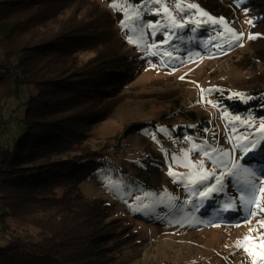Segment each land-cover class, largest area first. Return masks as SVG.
<instances>
[{"label": "trees", "instance_id": "obj_1", "mask_svg": "<svg viewBox=\"0 0 264 264\" xmlns=\"http://www.w3.org/2000/svg\"><path fill=\"white\" fill-rule=\"evenodd\" d=\"M224 1L227 14L220 13L219 0L212 9L201 4V10L227 24L234 22V12L240 13L248 35H255V42L264 39V0ZM66 3L75 12L86 10L79 21L75 13L65 22L59 19ZM114 3L124 8H114ZM146 6V0H0V264H130L122 248V239L128 233L131 237L125 233L128 227H121L111 207L85 195L83 188L91 186L125 137L158 127L177 139L197 137L205 131L204 121L193 111L180 110L169 116L183 113L190 125L166 124L163 115L129 124L116 144L93 145L92 132L111 117L143 72L162 70L150 47L204 58L237 45L231 33L201 23L165 29L162 16ZM155 23L157 27H148ZM115 36L120 38L116 49L104 50ZM253 52L264 68V50ZM213 101L224 112V128L240 163L264 176V87L241 96L218 93ZM252 142L257 148L245 156L243 146ZM237 180L247 187H236V195L247 199L250 182L257 187L258 179L226 183L236 185ZM131 213L145 219L134 209ZM217 213L222 218L210 223L224 221L226 215L232 221L242 218L221 207Z\"/></svg>", "mask_w": 264, "mask_h": 264}, {"label": "rangeland", "instance_id": "obj_2", "mask_svg": "<svg viewBox=\"0 0 264 264\" xmlns=\"http://www.w3.org/2000/svg\"><path fill=\"white\" fill-rule=\"evenodd\" d=\"M219 1L223 6L220 13L227 14L228 4L224 0ZM146 2V11L157 12L163 17L161 21L165 29L175 30L180 28V24L201 23L226 34L227 28L232 25L231 28L236 30L235 27H238L243 36L240 41L233 39L237 42L234 49L220 50L219 54L204 58H195L191 52L181 55L172 51L162 53L150 47L149 52L156 53L155 61L162 64V70L143 72L131 84V90L123 96L111 117L93 130L91 143L108 141L116 144L117 137L129 124L158 120L163 115L169 117L165 118L166 124L190 125L192 122L182 119L183 113L169 116L180 110L185 114L193 111L198 120L204 121L205 131L201 129L203 134L199 133L197 137L186 135L180 140L173 136L171 130L165 132L160 127L157 131L127 136L120 147L112 151L110 161H103L100 174L95 176L91 186L83 188V192L111 207L112 215L119 217V225L128 227L129 231L125 233L130 232L131 237L128 233L122 239V248L126 252L125 260H129L130 264H252L253 257L242 248L237 249L236 243L246 236L256 238L264 235V229L257 224L258 220L264 219V213H259L254 204H245L241 196L236 195V187L243 190L247 187L245 182L241 184L237 180L236 185L226 183L227 179L234 183L236 179L245 181V178L251 177L242 170L232 168L234 161H240L232 138L224 128V112L213 99L218 93L221 97L241 96L244 91L264 87V68L253 57V50H264V39L255 42L248 38L247 30L240 26V13L234 12L231 25L224 19L223 24L214 23L219 20H212L206 11L201 10V4L212 9L218 0ZM178 3L181 5L179 9L176 7ZM188 4H196L198 8H187ZM165 7L168 13L163 11ZM62 8H66L59 17L63 22L73 13L75 17L79 16V21L86 11L82 8L75 12L70 3ZM200 12L207 15H200ZM127 22L125 20L126 26ZM260 31L264 33V28ZM119 42L120 38L115 36L103 49L115 50ZM94 53L96 51L87 52L83 58H91ZM165 53H171V56ZM218 87L224 89L217 92ZM247 167L242 165V168ZM122 170L125 171L120 173ZM255 170L258 196L259 187L264 186L261 183L264 176L260 175V169ZM170 171L176 175H169ZM201 174H206L207 179L200 180ZM217 179L220 184L216 183ZM193 180L195 183H190ZM213 185L219 189L218 192L207 198L199 196L200 191ZM225 204L232 205L228 211L234 213V218H242L232 221L231 216L226 215L224 221L210 223L218 217L222 218L217 212ZM173 208L175 210L171 212ZM132 209L145 219L133 215ZM250 212H257V215L251 216ZM249 228L256 231L250 233ZM29 232L34 234L32 229ZM253 243L260 244V240L254 239Z\"/></svg>", "mask_w": 264, "mask_h": 264}, {"label": "snow or ice", "instance_id": "obj_3", "mask_svg": "<svg viewBox=\"0 0 264 264\" xmlns=\"http://www.w3.org/2000/svg\"><path fill=\"white\" fill-rule=\"evenodd\" d=\"M155 2L159 3V0H155ZM237 2L241 3V2H243V0H237ZM112 7L117 8V9H123L124 5H118V4L114 3L112 5ZM176 7L179 9V8H181V5L178 3L176 5ZM186 7L190 8V9H197L198 8V6L196 4H188ZM163 11L165 13H168L169 10H168L167 7H165L163 9ZM200 15H207V14L203 13V12H200ZM169 19H172L171 15H169ZM213 22L214 23L218 22V23H221V24L225 23L223 18H221L219 21H213ZM122 23H125V22H122ZM248 23L254 25L253 21H248ZM173 24L175 25V21L174 20H173ZM125 26H126V24H125ZM178 26L179 27H184L183 24H180ZM148 27L149 28H155V27H157V25H151L150 24V25H148ZM227 31L232 34L233 39L236 40V41H240L242 36H243V33L237 34L231 28H227ZM248 38L249 39H255L256 36L253 35V34H250ZM152 47H155V46L153 45ZM165 55L171 56V53H165ZM181 79H183V77H181ZM201 91L203 93L204 90L202 89ZM234 95H239V94H234ZM202 99H203V96H202ZM209 103H211V101H209ZM236 119H239V117H236ZM260 130L264 131V123H261ZM153 138L155 139V137H153ZM256 148H257V142H252L250 145H244L243 146V152H244V154L246 156L249 152H252ZM260 151L264 152V148H261ZM205 155H208V153H205ZM173 159L175 160V157H173ZM185 166H187V165H185ZM202 167H203V165H202V162H201V168ZM232 168H235V169H238V170H242L245 174H247L250 177H253V178L255 177V172L253 171V169L251 167L242 168V165L239 162H235L234 161L232 163ZM169 175H176V173L170 171ZM199 179L200 180H205V179H207V175L206 174H201V175H199ZM190 183H195V180L190 181ZM216 183L220 184V180L217 179ZM261 183L264 184V181H262ZM218 191H219V189L215 185H213L211 187H206L202 191H200L199 192V196L202 197V198H207L212 193L218 192ZM258 192H259V195L257 196L256 195L255 184L250 182L249 196H248L247 199H245L244 197H241V200H243V202L245 204H248V205H253L254 204L259 213H264V206H262V202H264V186L259 187ZM231 208H232L231 204H225L223 209H221V210L222 211H228ZM249 215L256 216L257 212H250ZM247 223L251 224V221H247ZM257 224H258V227L260 229H264V219L258 220ZM255 231H256V229L249 228V232L250 233L251 232H255ZM254 239H259L260 240V244L253 243ZM236 247H237V249H241L242 248L245 252L248 253V255L253 257L252 264H264V235L256 237V238H254L252 236H246L243 241H240V240L237 241Z\"/></svg>", "mask_w": 264, "mask_h": 264}]
</instances>
